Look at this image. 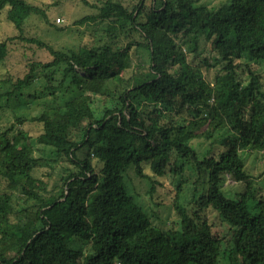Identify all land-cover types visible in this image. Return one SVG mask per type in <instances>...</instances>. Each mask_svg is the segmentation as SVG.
Wrapping results in <instances>:
<instances>
[{"label":"trees","instance_id":"trees-1","mask_svg":"<svg viewBox=\"0 0 264 264\" xmlns=\"http://www.w3.org/2000/svg\"><path fill=\"white\" fill-rule=\"evenodd\" d=\"M92 8L74 22L93 25L76 48L26 40L52 58L41 65L52 68L46 90L60 69L57 88L68 81L79 93L38 115L16 116L17 126H41L34 138L0 125V264H220L221 256L228 264H264V195L256 184L264 174L248 165L252 156L264 161V82L251 65L264 63V0L216 8L201 0H97ZM3 10L20 40L30 16L48 22L45 9L24 0H0ZM202 40L221 65L211 81L203 74L213 67L208 59L196 62ZM10 41L0 40V62ZM138 49L145 69L131 63ZM241 58L247 81L236 73ZM35 65L7 80L11 89L0 100L17 98ZM198 140L207 144L203 153L190 145ZM35 146L50 158H36ZM36 165L50 168V189L34 175ZM130 170L149 182L151 197L157 178L175 177L167 201L175 227L150 221L123 181ZM224 174L238 190L224 191ZM206 211L230 230L226 242Z\"/></svg>","mask_w":264,"mask_h":264},{"label":"rangeland","instance_id":"rangeland-1","mask_svg":"<svg viewBox=\"0 0 264 264\" xmlns=\"http://www.w3.org/2000/svg\"><path fill=\"white\" fill-rule=\"evenodd\" d=\"M24 1L45 9L48 22L46 23L43 18L38 16H30L23 26V40H20L15 37L17 36V31L14 29L13 25L6 20L5 10L0 12V40L6 38L11 39L8 46V55L0 62V94L11 89V83L7 80L12 77H22L29 65L36 64L31 82L28 86L23 88L19 94L15 95L17 98L14 97L8 102L5 101V98L0 100V125L3 127L15 124L16 116L29 118L38 115L43 109L62 106L64 103L78 95L79 92L73 88L68 81L64 83L62 88H57L62 81L60 69L57 70L51 79L50 85L52 88L46 90L48 87L46 75H48L49 70H52V68L46 69L41 65L48 64L51 62L52 58L45 48H38L34 43L26 42V40L33 39L39 41L55 51L73 49L80 44L87 42L89 40L88 34L93 25L91 23L74 25V22L79 21L85 16L93 15L95 10L92 8V5L95 4L97 0ZM224 1L225 0H201V4L210 8H216ZM58 18L63 21L58 23ZM95 37V39H98L99 34H96ZM145 56V50L138 49L135 54L130 57L132 65L139 62L145 69ZM214 56V53L210 51L208 43L205 40H202L196 62H201L205 58L208 59L209 64L213 67L209 70L203 69V74L204 77L210 81L213 80L221 69V65L214 64ZM246 61V58H241L239 64H242V66L236 70V73L244 81H247V69L243 66ZM248 62L252 63L249 60ZM251 65H253L254 68H257L256 70L261 73V78L264 82V63L259 61L253 62ZM131 71L132 70L128 72V75L131 74ZM95 100H97V97H95ZM15 125L17 128L27 132L33 138L41 132V126L34 123L26 122L21 126H17V124ZM193 144L199 153H203L207 149V144L203 141L198 140L190 143V145ZM48 151L49 150L47 149L42 151L40 147L35 146L34 156L36 158H50L51 155L50 153L48 154ZM248 165L250 171H252L255 176L258 174H264V161L259 155L250 157L248 159ZM178 166H180V163H178ZM58 169L59 168H56V165H54L53 174H56ZM49 171L50 168L47 166L36 165L33 172L36 177L42 178L48 183V189L52 187L55 179V177H51L50 179L46 178V174ZM185 177H188L187 181L190 183L192 174H185ZM123 181L125 186L129 189L128 192L135 197L136 202L142 206L143 210L154 225L162 230H166L177 222L175 211L167 204L168 198L172 195V191L176 185V179L171 173L157 178L158 184L154 186L152 197L146 193L150 188L149 182L137 177L132 170L123 175ZM222 181L224 191L227 192L231 189L232 191L238 190L237 186L227 174L222 176ZM256 184L260 186L262 194L264 195V175L263 178L257 179ZM186 194L187 189L184 188L183 195L185 196ZM205 214V217H207L214 225V234L226 242L231 235L228 227L222 224L219 218L213 216L210 211H206ZM220 264H228L224 256H221Z\"/></svg>","mask_w":264,"mask_h":264},{"label":"built area","instance_id":"built-area-1","mask_svg":"<svg viewBox=\"0 0 264 264\" xmlns=\"http://www.w3.org/2000/svg\"><path fill=\"white\" fill-rule=\"evenodd\" d=\"M61 21H63V20H62V19H59V18L57 19V22H58V23L61 22Z\"/></svg>","mask_w":264,"mask_h":264}]
</instances>
